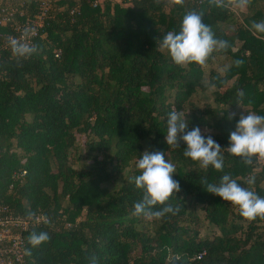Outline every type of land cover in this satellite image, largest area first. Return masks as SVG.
I'll use <instances>...</instances> for the list:
<instances>
[{
    "label": "trees",
    "instance_id": "16d2710c",
    "mask_svg": "<svg viewBox=\"0 0 264 264\" xmlns=\"http://www.w3.org/2000/svg\"><path fill=\"white\" fill-rule=\"evenodd\" d=\"M12 3L29 16L37 7V0ZM193 9L229 42L212 54L220 71L177 66L159 47ZM254 21H264V0L240 13L216 0L182 7L53 0L31 43L38 51L22 61L2 44L11 31L0 26V202L22 216L48 217L23 232L24 264H264V218L245 220L202 183L230 174L264 198V159L245 165L222 149L223 171L203 170L184 157L185 145L167 146L163 136L176 110L188 130L199 127L226 148L238 108L264 115V33ZM207 90L209 99L196 103ZM145 150L162 151L175 165L181 190L167 202L175 214L132 215L142 198L135 164ZM80 151L89 155L86 169L71 164ZM118 179L111 190L104 185ZM33 231L50 240L32 247Z\"/></svg>",
    "mask_w": 264,
    "mask_h": 264
},
{
    "label": "clouds",
    "instance_id": "9594fccd",
    "mask_svg": "<svg viewBox=\"0 0 264 264\" xmlns=\"http://www.w3.org/2000/svg\"><path fill=\"white\" fill-rule=\"evenodd\" d=\"M155 2L167 7H182L184 4V0H155ZM250 3L251 0H216V7L245 9ZM251 27L257 32L264 33V21H254ZM33 34L34 30L26 27L20 37H9L11 53L17 61L26 60L38 51L30 42ZM159 47L167 51L172 62L177 66L189 64L203 66L214 52L226 51L229 42L216 38L211 26L203 22L202 13L193 9L183 14L178 30H170L163 36ZM209 86L215 87L214 84ZM188 129L189 122L186 115L176 110L170 111L166 121V134L163 135L164 142L174 148H179L181 143L185 145L184 157L197 163L203 170L212 167L216 171H223L222 149L232 157L241 158L245 165H251L254 157L264 159V115L242 112L235 130L229 135L226 148H222L211 135H203L199 127ZM135 167L139 174L135 176L134 184L135 188L141 191L142 198L134 204L132 215L159 219L166 214H175L179 211V208L167 203L170 197L181 189L179 181L173 178L175 165L165 159V153L145 150L140 154ZM202 183L207 184L206 192L229 202L245 220L264 218V198L242 187L230 174L223 175L218 183H207L206 180H202ZM248 183H254V178ZM156 206L162 207L154 210ZM28 218L34 219L35 213L29 212ZM40 219L48 223L47 216H41ZM49 240L50 236L45 231L39 233L33 231L28 236V244L32 247ZM25 251L26 254H31L30 249ZM92 264H96L95 258Z\"/></svg>",
    "mask_w": 264,
    "mask_h": 264
},
{
    "label": "built area",
    "instance_id": "2783aa9c",
    "mask_svg": "<svg viewBox=\"0 0 264 264\" xmlns=\"http://www.w3.org/2000/svg\"><path fill=\"white\" fill-rule=\"evenodd\" d=\"M52 1L37 0L36 10L29 16L20 10L19 5L12 3V0H0V26L8 25L11 31L5 36L2 44H9V37H20L26 27L34 30L30 38L32 43ZM23 15L22 19H16L17 16ZM41 216L43 215L35 214L34 219H29L28 216L11 212L0 202V264H24L22 234L30 227L41 223ZM200 255L197 254L196 258H200Z\"/></svg>",
    "mask_w": 264,
    "mask_h": 264
},
{
    "label": "rangeland",
    "instance_id": "374dc122",
    "mask_svg": "<svg viewBox=\"0 0 264 264\" xmlns=\"http://www.w3.org/2000/svg\"><path fill=\"white\" fill-rule=\"evenodd\" d=\"M233 9L234 12L236 13H240V11H243V9H237L235 7H231ZM214 57L215 56H211L210 57V61L212 62H207L204 66L206 68L208 67H214L216 68V70L220 71V69L217 68V65L215 63V60H214ZM207 99H209V91H205L204 93L202 92H197L195 95H194V100L196 103H199L201 101H206ZM242 112H244L245 114H247L248 112H245L243 108H238L237 109V113L240 115ZM89 163V155L84 153L83 151H80V158L75 160H71V164L73 167L75 168H80V169H86L87 165ZM119 183V179L115 182H109V183H106L104 184L109 190L113 189L117 184ZM262 184L264 185V182H262Z\"/></svg>",
    "mask_w": 264,
    "mask_h": 264
},
{
    "label": "crops",
    "instance_id": "0c3cea01",
    "mask_svg": "<svg viewBox=\"0 0 264 264\" xmlns=\"http://www.w3.org/2000/svg\"><path fill=\"white\" fill-rule=\"evenodd\" d=\"M27 1V0H26Z\"/></svg>",
    "mask_w": 264,
    "mask_h": 264
}]
</instances>
